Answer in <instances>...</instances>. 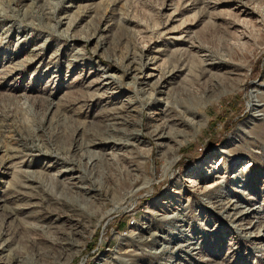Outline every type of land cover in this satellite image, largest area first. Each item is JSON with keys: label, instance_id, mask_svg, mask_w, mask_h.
Instances as JSON below:
<instances>
[{"label": "rangeland", "instance_id": "rangeland-1", "mask_svg": "<svg viewBox=\"0 0 264 264\" xmlns=\"http://www.w3.org/2000/svg\"><path fill=\"white\" fill-rule=\"evenodd\" d=\"M0 264H264V0H0Z\"/></svg>", "mask_w": 264, "mask_h": 264}, {"label": "bare ground", "instance_id": "bare-ground-1", "mask_svg": "<svg viewBox=\"0 0 264 264\" xmlns=\"http://www.w3.org/2000/svg\"><path fill=\"white\" fill-rule=\"evenodd\" d=\"M107 85L109 84V83H106ZM167 133V132H166ZM170 134V133H169ZM159 138L161 139V142H162V140H165V139H170V136L168 135V134H165V133H162V134H160V136H159ZM159 140V139H158ZM170 140H172V139H170ZM170 140H169V142H170ZM163 144L161 143V146H162ZM114 147V146H113ZM177 149V148H176Z\"/></svg>", "mask_w": 264, "mask_h": 264}, {"label": "built area", "instance_id": "built-area-1", "mask_svg": "<svg viewBox=\"0 0 264 264\" xmlns=\"http://www.w3.org/2000/svg\"><path fill=\"white\" fill-rule=\"evenodd\" d=\"M136 224V219L134 217L130 220V226H134Z\"/></svg>", "mask_w": 264, "mask_h": 264}]
</instances>
